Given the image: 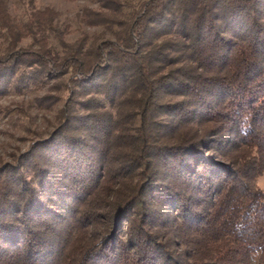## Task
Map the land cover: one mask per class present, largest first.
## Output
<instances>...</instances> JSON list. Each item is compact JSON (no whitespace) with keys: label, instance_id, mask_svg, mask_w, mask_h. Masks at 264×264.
<instances>
[{"label":"trees","instance_id":"trees-1","mask_svg":"<svg viewBox=\"0 0 264 264\" xmlns=\"http://www.w3.org/2000/svg\"><path fill=\"white\" fill-rule=\"evenodd\" d=\"M96 2L81 21L116 30L86 48L54 8L21 21L0 0L1 76L31 61L122 97L117 142L92 98L30 152L32 179L0 171V264H264V0H145L129 22L130 1Z\"/></svg>","mask_w":264,"mask_h":264},{"label":"rangeland","instance_id":"rangeland-1","mask_svg":"<svg viewBox=\"0 0 264 264\" xmlns=\"http://www.w3.org/2000/svg\"><path fill=\"white\" fill-rule=\"evenodd\" d=\"M130 1L133 7L124 6L123 19L130 21V11L145 0H121ZM31 7H52L58 11V24L60 27L68 25V33L65 41L73 43L83 35H87V46L92 42L102 39H113L115 27L106 25L87 26L81 21V14L85 9L98 10L96 0H8V8L11 15L18 20H25ZM133 13V12H132ZM49 45L62 54L63 47L53 33L50 34ZM7 41L3 30H0V54L6 51ZM20 46L26 50L36 51L38 44L31 38L24 39ZM43 64L27 62L19 63L11 69V72L0 75V171L7 168L13 170L20 164L23 165V176L32 179L34 169L24 167L27 164L35 148H41L50 141L52 135L57 133L61 137V127L64 118H68V105H71L74 114H86L90 99L98 101V108H104L108 112L112 122H114L113 140L117 142L120 132L119 123L120 108L119 100L122 98L118 94L108 93L102 86V82L96 85H88L75 82L70 70L66 73H59L49 70ZM175 98H165V101H175ZM124 111H127L124 109ZM162 108L159 112V125H166L167 113ZM135 118V117H134ZM136 119V120H135ZM128 120L129 133H134L139 125L138 117ZM72 123V122H71ZM158 125V126H159ZM126 126V127H127ZM161 128V126H159ZM132 131V132H131ZM126 138H121L125 140ZM55 140V139H54ZM42 151V150H41ZM118 153V149L115 148ZM43 153V151H42ZM138 169V170H137ZM136 169L134 180L139 179L140 168ZM30 184L40 190L37 180H31ZM255 184L264 191V172L257 177Z\"/></svg>","mask_w":264,"mask_h":264}]
</instances>
